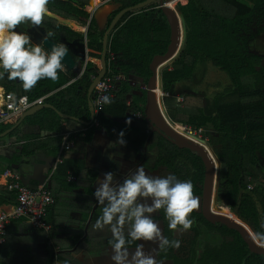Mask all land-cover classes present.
Returning <instances> with one entry per match:
<instances>
[{"label": "trees", "instance_id": "obj_1", "mask_svg": "<svg viewBox=\"0 0 264 264\" xmlns=\"http://www.w3.org/2000/svg\"><path fill=\"white\" fill-rule=\"evenodd\" d=\"M146 1L113 0L122 7L113 12L108 26L123 9ZM176 1L166 0L165 3L171 4V11L177 21L178 44L169 59L158 63V77L161 68L169 60L175 59L184 40L182 26L173 11L172 3ZM91 2L48 0L50 16L45 14L39 26L46 29L50 40L63 45L74 41L83 42L85 35L71 28L83 32L84 27H87L88 48L92 51L90 58L100 59L108 28L100 29L96 19L87 11ZM177 9L186 21L187 40L173 68L163 72V91L174 97L171 104L167 105L169 116L176 124L197 133L201 131L222 163L218 201L224 205L214 203L210 213L234 222L232 216L235 214L249 221L264 236V57L249 50L254 31L264 26V0H180ZM24 23L26 26L32 25L30 20ZM170 44L171 26L160 2L128 13L111 34L106 56L108 76H123L124 80L118 83L115 98L105 104L87 133L79 134L78 138L72 136L69 141L80 143L82 140L89 145L101 131L109 136L113 141L111 144L115 146L121 144L119 134L122 131L123 144L142 156L143 167L149 174L156 178L172 177L173 182L190 181L194 196L202 197L206 178V165L202 157L190 149L179 148L161 133L152 134L145 117L147 90L142 86L147 88L154 76L151 70L154 57L165 55ZM36 46L30 40L25 45L26 48ZM39 47L46 55L51 54L43 45ZM76 60L80 62L78 58ZM202 64L215 69L209 71L212 75L209 83L201 84L204 87L196 83V73ZM63 67L65 69L57 70L56 80L41 79L30 90L24 89L19 78L9 79L8 73L0 68V72H3L0 77L1 88L18 98L26 96L31 101L46 97L44 104L56 108H46L27 117L7 138L0 140V145L6 139L23 145L18 156L12 159L0 157V164H7L15 173H19L24 157L43 153L56 159L62 153L63 157V151L69 152L64 149L68 141L64 142L71 128L87 129L77 120L63 119L58 112L91 122L89 90L94 81L92 77H98L102 69L89 63L84 74L79 77L75 71ZM220 74H225L229 81L222 82L223 75ZM132 81H136L137 85L133 86ZM159 81L161 83V77ZM158 87L160 97L163 95L161 84ZM179 97H183L182 103L178 102ZM95 98L94 92L93 102ZM129 98H132L130 102ZM159 101L156 102L158 120L170 124L167 117H162L164 110L159 106ZM138 112L143 114L142 120L134 117ZM22 116L19 114L1 124L0 135L12 129ZM65 122L67 125H64ZM46 135L50 136L44 140ZM150 136V143L146 147ZM184 137L199 142L205 148L213 165V184H216L218 177L215 171L219 166L212 150L204 147L195 136L184 134ZM61 165L60 171L64 168ZM95 171L94 178L99 173ZM250 185L254 186L253 190L249 189ZM17 204L18 194L0 182V207ZM153 217L164 235L159 250L162 260L173 264H264V256L252 253L238 231L221 223L212 224L200 211L195 210L189 215L192 224L187 229L182 225L170 229L163 207L156 210ZM179 229L191 232L192 236L180 239L176 233ZM245 233L249 236L247 230ZM212 237L213 242L209 239ZM215 237L219 240L216 241ZM251 238L258 240L255 236ZM124 239V246L133 245L129 236Z\"/></svg>", "mask_w": 264, "mask_h": 264}, {"label": "crops", "instance_id": "obj_2", "mask_svg": "<svg viewBox=\"0 0 264 264\" xmlns=\"http://www.w3.org/2000/svg\"><path fill=\"white\" fill-rule=\"evenodd\" d=\"M179 1L175 3L178 4ZM109 4L115 6L111 13L119 7V4L113 1ZM165 4L170 6L167 3ZM121 7L122 5L120 4L119 9ZM87 11L89 12V7ZM95 12L96 9L92 15L94 18ZM84 35L87 38V31ZM90 53L87 57L90 61L89 63H94L98 68L102 69L100 60L97 61L95 58H90ZM81 68H84L82 63ZM63 69L65 68L63 67ZM1 89L0 87V91H2ZM161 96L158 104L163 108ZM162 115L163 119H165L164 111ZM166 120L167 122L169 121L167 118ZM82 124L87 129L71 128L66 135L64 144L67 141L69 142L72 136L77 137L79 134H86L88 128L92 126V123L91 125ZM164 124L176 134L184 136L183 125ZM64 125H67V123L65 122ZM8 136L0 138V140ZM49 136L46 135L43 139L45 140ZM112 142L106 133L99 131L95 135L92 144L87 145L81 140L80 143H75L72 151L64 152L61 148L65 161L61 165L64 167L63 169L61 168V171L60 167L54 171L56 157H51L44 153L33 157H24L21 160L23 163L19 167V173L17 174L22 178L23 184L30 190H38L40 187L45 186L51 191L55 199V204L51 207L48 216V220L53 226V246H48L45 233L33 228L28 220H15L8 227L6 245L0 249V264H118L113 259L117 252L113 247L116 241L112 233V226L103 224L97 226V219L103 215V209L108 205V201L105 199L104 204H100L95 192L101 187L107 173L112 174L113 180L110 186L115 188L123 184L126 179L134 177L138 168L143 166V162L142 156L134 149L125 144L117 143L113 146ZM22 146V144H18L14 140L6 139L5 143L0 145V157L12 159L19 155ZM7 170L12 169L7 164L1 163L0 182L3 184H6L4 174ZM95 170L99 172L96 178L93 177L94 173H96ZM145 174L156 179L146 169ZM137 203L152 206L153 198L141 197L138 198ZM8 207L11 206H3L0 209ZM154 214L155 211L153 213L145 212L144 216L153 220ZM91 218L92 222L87 229ZM154 222L161 232L160 236H154L152 240H144L143 238L140 240L132 239L130 236L132 222H125L121 229L122 234L124 237L129 236L132 239L131 241H133L131 243L133 245L123 246L120 250L121 253L127 252L123 264H138V259L147 258L152 259L154 264H173L170 261L161 259L159 250L164 237L161 226L156 221ZM115 223L116 220L114 219L113 224ZM137 251L142 253L139 258H135Z\"/></svg>", "mask_w": 264, "mask_h": 264}, {"label": "clouds", "instance_id": "obj_3", "mask_svg": "<svg viewBox=\"0 0 264 264\" xmlns=\"http://www.w3.org/2000/svg\"><path fill=\"white\" fill-rule=\"evenodd\" d=\"M47 4L48 0H0V68L8 73L9 79L19 78L25 90H30L44 78L56 80L57 70L63 69L61 59L68 51L66 47L59 46L46 55L39 46L26 48L29 38L15 31L16 26L26 20H30L33 25H40L44 15L50 14ZM3 72H0V77ZM104 102L110 101L104 97ZM119 135V142L123 144L124 133L121 131ZM112 180V174L107 173L101 187L95 192L100 204H104L105 199L108 201L103 215L97 219V226H112L116 241L113 247L117 252L113 259L118 264H123L127 256L126 251H120L125 245L121 229L126 221L132 222L130 236L134 240H152L154 236H160V228L144 213H153L162 207L169 219L170 229H176L178 225L185 229L191 227L192 221L188 217L200 205L190 181L173 182L172 177L153 179L146 176L143 166L138 168L134 177L115 188L110 186ZM141 197L153 198L152 206L137 203ZM141 256L140 251L135 253V258ZM138 264H154V261L150 258L138 259Z\"/></svg>", "mask_w": 264, "mask_h": 264}, {"label": "water", "instance_id": "obj_4", "mask_svg": "<svg viewBox=\"0 0 264 264\" xmlns=\"http://www.w3.org/2000/svg\"><path fill=\"white\" fill-rule=\"evenodd\" d=\"M165 1L166 0H147L146 2H143V3L138 4L136 6L125 8L115 16V18L112 20V22L109 26H108V24H109V19H108L104 28H101V29H106V28H108V29H107L105 37H104V47H103V51H102L101 56H100V58H101L100 64L102 65V70H101V73L99 74V76L96 77L95 80L93 81V83L90 87V90H89V106H90L91 117H92L91 122H84V121H81L75 117H71L69 115L63 114L61 112H58V113L65 120L73 119V120H77V121H80L81 123L88 124V125H91V123L95 122L97 115H96L95 105H94V102L92 100V95L94 94L97 85L103 80V78L106 76V74L108 72V61H107L106 56H107L108 50H109V40H110L111 34L113 33V31L115 30L117 25L120 23V21L128 13L136 11V10L144 9V8L148 7L149 5H152L155 2H160L161 8H162L163 12L165 13V15L167 16L169 23H170V26H171V44L169 46L168 52L165 55L155 56L154 60L151 64V70L154 73V76L151 78V80L148 84V87L146 89L147 90V103H146V107H145V117H146V121L148 123V128L151 130L152 134L155 132L161 133L166 139H168L171 142H173L174 144H176L179 148L190 149L202 157L203 162L206 165V178H205L203 195H202V199H203L202 214H203V216L212 224L221 223V224H224L225 226H227L228 228H230L232 230L238 231L240 233V235L242 236L241 238H243V240L248 244L249 249L252 253L264 256V248H260V249L256 248L254 246V244L252 243V241L248 238V236L244 233V231L240 227H238L236 224H233L231 221H229L227 219L218 218V217H216L210 213V209H209L210 206L209 205H210V201H211L212 187H213V165H212V162H211L207 152L203 148H200L197 144H194L193 142H190V141H187L185 139L178 137L172 130H170V128H168L164 124V122H160L158 120L159 118L157 115V106H156V101L154 98V89H153V84L155 83L156 75H157L156 74L157 73L156 65L159 62L165 61L172 56V53L174 52V50L177 46V42H178L177 21H176V18L174 16L173 12L171 11L170 6H166ZM180 17H181V22H182V27H183V34H184V40L183 41H184V46H185V43L187 40V25H186V21H185L184 16L182 14H180ZM95 19H96V17H95ZM36 30L41 31V33H42L41 34L42 36L40 37L39 40H35L33 37V33ZM15 31L19 34H23V35L27 36L29 38V40L32 41L35 45H37V46L43 45L44 47H46L49 50L50 53L56 47H59V46L66 47L68 49V51L65 54V56L61 59V62L63 63V65L66 68L73 70L76 73H78L79 77H81L84 74V72L86 70V66L90 62L89 59L87 58L89 53H90V49L88 48L87 38H85L83 42L82 41H74L72 43L69 42V43H66L63 45V44L55 43L52 40H50L48 38V34H47L46 29L39 26V25L34 26V28H32L31 30H28V31H24V30H21L20 28L16 27ZM76 58L79 59L80 63L76 60ZM81 63L84 64V68H81V66H80ZM161 90L163 92V74L161 75ZM162 106H163V110L165 112V115L167 116V118L171 122V124H176L171 120V118L169 116L168 109L166 107L164 99L162 101ZM46 108H51V109L56 110L55 107H53L52 105H49V104H44L42 106L32 108L31 110H29L28 112H26L24 114L20 123H18L15 127L8 130L4 134L0 135V138L7 136L12 131H14L22 123V121L25 118L30 117V116L36 114L38 111H41V110L46 109ZM196 138H198V137H196ZM198 139L203 144H207L206 140L200 139V138H198ZM150 140H151V136L148 140L146 147H148ZM209 148L212 150L213 154L215 155V157L218 161V166H219V171H218V175H217L218 176V184H217V189H216V201H218L220 181H221L222 163H221L220 159L218 158L214 149L211 147H209ZM93 215H92V218H93ZM92 218L89 221L87 229L89 228V225L92 222ZM237 218L249 227V229L251 230L253 235H255V238H257L259 241L264 243V236L262 234L258 233L249 221H246L243 218L238 217V216H237Z\"/></svg>", "mask_w": 264, "mask_h": 264}, {"label": "built area", "instance_id": "obj_5", "mask_svg": "<svg viewBox=\"0 0 264 264\" xmlns=\"http://www.w3.org/2000/svg\"><path fill=\"white\" fill-rule=\"evenodd\" d=\"M113 0H105V3L112 2ZM95 80V77H92ZM122 80L123 76L113 77L108 76V72L103 80L96 87V98L94 101L96 115L103 109L106 102L104 97H107L110 101L115 98V90L117 85ZM136 86V85H133ZM143 87V86H142ZM143 89H147L146 87ZM0 91V125L8 122L14 116L24 114L36 108L44 105L46 97L36 101H31L28 97L18 98L12 93H9L4 88ZM135 117L139 120L144 118L141 112L135 114ZM98 125V123H97ZM192 134V131L190 130ZM197 137V136H196ZM75 145L74 142L69 141L65 144L64 149L70 151ZM64 159L62 153L56 159L54 171L63 164ZM6 185L9 190L18 194V204L6 209H0V249L6 245L8 238V227L15 220H28L33 228L41 230L45 233L48 246H53V226L48 220L49 211L55 204L53 194L47 187H40L38 190H30L23 184L22 178L12 170H7L4 174ZM254 186L250 185L249 189L253 190ZM1 259V258H0Z\"/></svg>", "mask_w": 264, "mask_h": 264}, {"label": "rangeland", "instance_id": "obj_6", "mask_svg": "<svg viewBox=\"0 0 264 264\" xmlns=\"http://www.w3.org/2000/svg\"><path fill=\"white\" fill-rule=\"evenodd\" d=\"M93 1V3H92V7H91V4H90V6H89V13H91V15H93V13H94V11H95V9H96V12H95V15H96V13H97V10L99 9V8H101L102 6H104L105 4H107V3H105V0H97V2H94V0H92ZM110 3V2H109ZM112 3V2H111ZM172 4H174L173 5V11L176 13V16H177V18H178V21L180 22V24H181V26H182V22H181V17H180V11H178V9H177V4L174 2V3H172ZM169 5H171V4H169ZM97 7V8H96ZM117 9H119V8H117ZM117 9H115L114 11H116ZM112 11V10H111ZM110 10H109V12H111ZM113 11V12H114ZM113 12L109 15V17H108V19H110V17H111V15L113 14ZM47 15H49V14H47ZM50 16V15H49ZM108 19H107V21H108ZM55 20H57L58 22H60L61 24H63V25H65V26H67V27H69L67 24H65V23H63L62 21H59L58 19H56L55 18ZM105 25V24H104ZM84 27V26H83ZM100 27V26H99ZM69 28H71V27H69ZM101 28V27H100ZM104 28V27H103ZM73 31H75V32H79V33H81V34H85L86 33V31H87V27H84V29H85V31H83V32H81V31H77V30H74L73 28H71ZM182 29H183V27H182ZM254 37L252 38V40L250 41V44H249V50H250V52L251 53H253V54H256V55H259V56H261V57H264V26L263 27H260L258 30H256V31H254V35H253ZM183 39H184V34H183ZM176 49V48H175ZM183 49H184V41H183V43H182V45L179 47V50H178V52H177V55H176V57H175V59L173 60V59H171V60H169V62H168V64L167 65H165L164 67H162L161 68V70H160V75H159V77H161V75L163 74V72L166 70V69H172L173 68V65H174V62L179 58V56H180V54L182 53V51H183ZM95 59H97V61H99L100 59H98V58H95ZM163 62V61H162ZM162 62H159V64L160 63H162ZM158 65V64H157ZM157 65H156V67H157ZM99 67H100V65H99ZM210 70H215L211 65L209 66H205V65H199V67H198V70H197V79H196V83L197 84H199L200 86H201V84L202 83H209L208 81H209V79H212V75H210L209 74V71ZM221 75V74H220ZM223 75V76H222ZM221 76H222V78H221V81L222 82H224V83H226V82H228L229 80H228V77L225 75V74H222ZM159 77L156 75V80H155V83L153 84V89H156L158 86H159V84H161L160 83V81H159ZM132 83V85H137V82L136 81H132L131 82ZM143 87L145 88L146 86H144L143 85ZM142 87V88H143ZM201 87H204V85H202ZM200 88V87H199ZM170 96V97H169ZM162 97V101H163V99H164V101H165V104H166V107H167V105L169 106L170 104H171V102L174 100V97H172L171 95H169V94H166L164 91H163V95L161 96ZM132 100V98H129V101H131ZM184 101V99H183V97H179V99H178V102H180V103H182ZM166 116V115H165ZM167 117V116H166ZM168 119V118H167ZM170 122V121H169ZM171 123V122H170ZM189 133H190V130L191 129H189V128H187V127H185V126H183ZM170 130H172V129H170ZM173 131V130H172ZM192 131V130H191ZM174 132V131H173ZM175 134H176V132H174ZM192 134L193 135H195V136H197L198 138H200V139H204V137H203V134L201 133V131L200 132H194V131H192ZM178 137H180V138H182V139H185V140H187V141H190V142H193L194 144H197L200 148H203L202 147V145L199 143V142H196V141H193V140H190V139H188L187 137H184V136H181V135H178V134H176ZM204 140H206V142H207V144H204L205 146L204 147H210V145H209V139L208 138H206V139H204ZM203 149H205V148H203ZM214 162V161H213ZM218 171H219V167L217 168V171H215V173H217V175H218ZM218 177V176H217ZM217 184H218V179H217V183L216 184H213V187H212V196H211V201H210V207L214 204V203H216V204H218V205H224V204H222V203H220L219 201H216V189H217ZM214 189H215V196H214ZM94 197V196H93ZM199 198V208L196 210V211H200L201 212V210H202V203H203V199H202V197H198ZM210 209V208H209ZM230 211H231V209H230ZM232 212V211H231ZM233 223H235L234 221H233ZM237 225H239L242 229H244V224H237ZM244 225V226H243ZM181 231H179L178 233H179V237H181L180 239H186V238H189V237H191L192 236V233L190 232L189 233V231H182L181 233H180ZM249 236L250 237H254L253 236V234L252 233H249ZM249 237V238H250ZM210 240H211V242H213L214 241V237H212V238H209ZM215 239H216V241L217 240H219V238H216L215 237ZM251 241H252V243L254 244V246L256 247V248H259L260 246H261V243H259L258 242V245H256V243H257V241L258 240H252V238L250 239ZM261 247H263V246H261Z\"/></svg>", "mask_w": 264, "mask_h": 264}, {"label": "bare ground", "instance_id": "obj_7", "mask_svg": "<svg viewBox=\"0 0 264 264\" xmlns=\"http://www.w3.org/2000/svg\"><path fill=\"white\" fill-rule=\"evenodd\" d=\"M94 2H97V0H94ZM119 7H120V4H119ZM118 7V8H119ZM115 8V6L114 5H111V4H106V5H104V6H102L100 9H99V11L97 12V14L95 15V17H96V19H97V21H98V24H99V26L101 27V28H103L105 25H106V23H107V20H106V18H107V16L111 13V12H109V10L111 11V10H113ZM105 24V25H104ZM101 25H103V26H101ZM177 44H178V42H177ZM157 74V73H156ZM154 98H155V101L157 102V101H159V87H157L156 89H154ZM184 133L186 134V135H188V136H190V137H193V136H195V135H193V134H191V133H189L185 128H184ZM198 139V138H197ZM199 140V139H198ZM233 218H235V222L236 223H233V221H232V219H230L229 221H231L233 224H244L243 222H241L236 216H235V214H233V216H232ZM228 220V219H227ZM245 226H244V229H242L239 225H237L238 227H240L243 231H244V233H245V230H247L249 233H252L251 232V230L249 229V227L246 225V224H244ZM248 233V234H249ZM246 234V233H245ZM253 234V233H252ZM253 236H255V235H253ZM249 237V236H248ZM250 239V238H249ZM258 242L259 243H261V245L262 244H264L263 242H261V241H259L258 240ZM260 248H264V246L263 247H259V249Z\"/></svg>", "mask_w": 264, "mask_h": 264}, {"label": "flooded vegetation", "instance_id": "obj_8", "mask_svg": "<svg viewBox=\"0 0 264 264\" xmlns=\"http://www.w3.org/2000/svg\"><path fill=\"white\" fill-rule=\"evenodd\" d=\"M34 26H38V25H30V26H26V24L24 23V22H22L21 24H19V25H17L16 27L17 28H20L21 30H24V31H28V30H31L32 28H34ZM42 33H41V31H35L34 33H33V37H34V39L35 40H39L40 39V37L42 36L41 35ZM201 212H202V210H201ZM179 231H183V230H181V229H179V230H176V233H178ZM180 232V233H181ZM179 234V233H178ZM163 237H164V235H163ZM256 245H258V241H257V243H256Z\"/></svg>", "mask_w": 264, "mask_h": 264}]
</instances>
